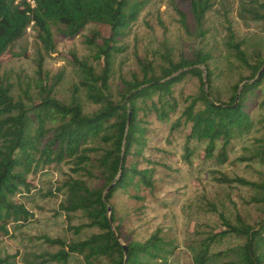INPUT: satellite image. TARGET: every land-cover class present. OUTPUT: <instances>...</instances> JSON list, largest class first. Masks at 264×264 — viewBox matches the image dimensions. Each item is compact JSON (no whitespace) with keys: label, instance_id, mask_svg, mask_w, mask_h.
<instances>
[{"label":"trees","instance_id":"16d2710c","mask_svg":"<svg viewBox=\"0 0 264 264\" xmlns=\"http://www.w3.org/2000/svg\"><path fill=\"white\" fill-rule=\"evenodd\" d=\"M151 0H34V6L24 0H0V236H9L10 228L27 221L31 216L25 205L15 197L21 191L29 192L33 187L28 175L40 167L58 165L72 161L75 172L85 170L93 161L99 169L98 187H90L82 178L67 179L64 202L59 204L65 213L80 211L86 222L76 226L79 232L85 227L97 228L87 238L66 241L61 238L43 236V241L57 247L53 253L44 254L38 264H67L72 254H78L83 264H152L153 261L167 264V249L159 230L142 242L122 243L119 240L114 210H108L109 200L117 190H125L134 178L151 186V170L139 168L144 147L143 118L153 114L158 120L168 119L177 108L174 85L186 76L199 80V92L188 97L181 118L188 125L185 134L184 157L193 155L190 142H205L202 158H215L220 164L228 160V146L233 139L251 129L252 120L246 109V94L253 92L264 81V54L256 51L250 63L241 43L228 28V45L235 57L251 70L249 81L241 86L236 84L227 101L209 97L205 86L212 83L209 62L211 54L196 49L189 58L180 57L174 61L169 56L167 64L159 74L148 71L140 62L143 75L127 81L119 101L109 97V77L112 57L119 51L117 42L123 30L136 21L144 6ZM194 21V34L202 38L206 13L212 0H186ZM258 9H248L251 17L264 22V2ZM180 23L187 29L186 15L178 10ZM102 27L101 44L97 45L96 57L100 72L96 73L85 60L71 53L72 63L84 74L87 96L100 105L96 111L85 114L77 97L72 96L64 103L52 95L54 84H43V55L36 60V73L40 82V96L22 99L11 96L12 83L8 75L1 72L3 54L16 41L22 39L27 28H33L36 38L45 53L55 49L52 27L59 34L71 39L86 25ZM90 42V40H88ZM179 124V120L172 128ZM103 144L99 156L93 160L89 155V143ZM219 147L217 149V145ZM219 181L236 182L257 187L261 197L256 199L264 210V181L258 184L242 178H228L221 175ZM222 228L211 230L193 248L191 264H208L214 253L213 245L229 234L243 239L240 245L219 251V254L233 258L220 264H264V213L253 224L246 223L239 215L231 223L219 213ZM126 245V251L123 248ZM15 252L0 256V264H19Z\"/></svg>","mask_w":264,"mask_h":264},{"label":"rangeland","instance_id":"374dc122","mask_svg":"<svg viewBox=\"0 0 264 264\" xmlns=\"http://www.w3.org/2000/svg\"><path fill=\"white\" fill-rule=\"evenodd\" d=\"M264 0H212L203 23L205 35L197 37L194 21L186 0H151L139 13L136 21L123 30L117 42L119 51L112 57L109 77V97L119 101L127 81L143 75L140 62L146 63L148 71L159 74L166 66L167 57L177 61L189 58L196 49L211 54L209 67L212 72L210 88L205 86L212 99L227 101L236 84L248 82L249 67L239 61L228 45V28L246 53L250 63L256 51L264 54V22L251 17L248 9H258ZM178 10L186 15L187 29L182 27ZM259 12L263 10L258 9ZM102 27L88 24L71 39L52 27L55 49L45 53L33 28L12 44L3 54L1 72L12 83L11 96L35 100L40 96V82L36 73V60L43 55V84H54L52 95L69 103L77 97L85 114L99 109L87 96L85 77L72 63L71 53L85 60L96 73L100 63L96 57L97 45L101 44ZM90 40V42L88 41ZM198 78L186 75L174 85L177 108L168 119L158 120L153 114L143 118L144 147L139 168L151 170V186L134 178L125 190H117L109 200L114 210L119 240L122 243L142 242L159 230L167 249V264H191L193 248L200 239L213 229L224 228L219 213L235 223L239 215L246 223L253 224L264 213L263 205L256 201L261 197L257 187L236 182L224 183L221 175L238 177L255 184L264 181V81L253 92L246 94V109L252 120L249 132L232 140L228 146V160L220 164L215 158H202L205 142H190L193 155L184 157L185 134L188 125L181 118L188 97L199 92ZM179 120V124L172 128ZM89 155L93 160L102 151L103 144L89 143ZM219 144L217 145V149ZM99 169L93 161L85 170L75 172L72 161L40 167L28 175L33 187L21 191L16 199L30 211L27 221L10 228L9 236H0V256L17 252L19 264H38L46 253L57 247L43 241V236L77 241L97 232V228L85 227L79 232L74 228L86 222L82 212L65 213L59 204L64 202L66 188L62 184L72 178L86 180L90 187L100 185ZM241 237L229 234L211 248L214 253L208 264H220L233 256L219 251L240 245ZM101 264H109L105 259ZM55 264V263H51ZM67 264H83L78 254H72ZM152 264H163L153 261Z\"/></svg>","mask_w":264,"mask_h":264},{"label":"built area","instance_id":"2783aa9c","mask_svg":"<svg viewBox=\"0 0 264 264\" xmlns=\"http://www.w3.org/2000/svg\"><path fill=\"white\" fill-rule=\"evenodd\" d=\"M15 1L18 2V1H21V0H15ZM24 1H26L27 3H30L31 6H34V4H35V3H34V0H24ZM28 29H30V27H28L27 30H28Z\"/></svg>","mask_w":264,"mask_h":264},{"label":"water","instance_id":"95a60500","mask_svg":"<svg viewBox=\"0 0 264 264\" xmlns=\"http://www.w3.org/2000/svg\"><path fill=\"white\" fill-rule=\"evenodd\" d=\"M108 210L110 211V210H111V208H110V207H108ZM123 248H124V250L126 251V245H123Z\"/></svg>","mask_w":264,"mask_h":264}]
</instances>
